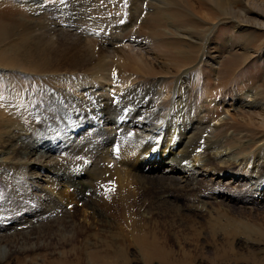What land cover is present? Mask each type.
Segmentation results:
<instances>
[{
  "label": "rangeland",
  "instance_id": "374dc122",
  "mask_svg": "<svg viewBox=\"0 0 264 264\" xmlns=\"http://www.w3.org/2000/svg\"><path fill=\"white\" fill-rule=\"evenodd\" d=\"M24 1L0 0V55H5L0 58L2 60L0 64L6 65L8 63L7 65L14 66L13 70H9V78L5 77V81L2 77L0 79V117L2 115V117L6 118L13 113L17 117L19 109L11 103L12 94H14L16 97L20 96L21 102L24 101L23 99L30 100V106L35 110L34 115H20L17 120L18 123L28 127V134L34 135L32 140H59L64 130L72 132L71 118L66 117L63 119V116L66 115L64 113L63 115L61 114L60 102L54 97L55 94H52L53 89L50 87V76L56 71H53L54 68L49 69L44 62L42 64L38 63V58L42 59L44 56H40L39 54H42V51H38L42 46V42L39 41L43 39L41 40L36 36L43 31L47 35L48 30L54 29L55 38H65L69 41L91 38L99 47L115 46L116 48L112 49L109 47L111 52L109 53L106 67L109 71L115 66V58L123 56L127 59L128 62L123 63L124 74L120 76V79L113 81L98 78L88 84V89L91 92L100 94L108 92V95L110 93L113 95V92L120 93L122 88L128 83L136 84L141 80L151 79L149 77L151 74L169 73V76H171L167 79L168 82H163L165 86H163V83L159 85L162 87V93L156 98L161 99H154L156 100L154 103H158L160 100V107L162 104L167 105L174 99L176 93L174 86L178 79L177 76L190 67H195L190 68V72L194 70L195 73L197 72V78L199 75L198 79H202L196 85L184 84L188 90L193 85V91L191 90L193 97L191 96V100H189L191 113L201 119L200 122L196 123L194 119L192 123L196 127V131H206L209 138L216 139L217 145L216 148L203 149L204 152L201 148L191 152L189 155L192 158L188 155L187 160H184L186 164L191 163V167L193 166L192 170H187L185 173H176L180 182H182L178 189L174 190L177 193L173 191L174 193L165 192L161 194V192H164V188H161L160 190L162 191L159 190L161 195L157 196L156 206H161V204L162 207L167 206L161 200L163 196L169 194V203L180 204L182 211L190 212L192 219L196 218L195 220H198L200 227L204 224L202 217L209 218L207 217L208 212L211 211V215H215L217 213L214 212L219 210L226 211L231 207L234 213V215L231 213L233 216L237 214L236 216H240V218L244 217L247 220L251 218L254 222L256 220L257 223L260 220L259 224H264V192L263 195L259 196L260 192H257V186L252 183L255 179L249 178L250 175L254 177L258 169H264V157L257 158L250 155L257 147L264 145V0H224V3H219L220 5L216 2L218 0H43V3L39 5L37 3L39 0H34L36 2L35 5L34 2L27 0L29 4H32L33 9H30L29 5L27 6ZM230 1L233 2L231 3ZM230 6L234 8V11L230 9ZM26 33H29V36H26L23 40L24 36L28 35ZM23 34L25 35L23 36ZM6 43H10L12 46L18 43V49H23V46H29L28 49L33 51L32 55L30 54L28 57L22 56L21 53L16 55L15 53H10L9 46L4 47ZM188 45L189 48L187 47ZM202 45H205L206 49L202 50ZM2 48L3 50L1 51ZM185 50L189 53H183ZM205 50H207L204 54L206 61L201 62L200 56ZM3 51L4 53H1ZM12 54H14V57L11 56ZM209 57L216 58L218 64L213 65ZM138 67L142 70L138 69ZM15 69L18 70L15 72ZM22 71L24 72L22 73ZM11 72H15L18 76H14L15 73L12 74ZM144 73H148V75ZM11 77L13 79L14 77L19 78V80L14 79V89L8 87L7 84V82L13 80ZM78 78L80 77L76 74H67L64 80L66 87L68 88ZM168 86L169 88H167ZM70 90L72 89L70 88ZM84 95L85 91L76 90L74 92V96L77 98H83ZM117 115V112L113 109L99 118L98 122L106 125L108 118L117 117ZM126 117V121L129 120L133 123L141 115L135 112L134 114L130 113ZM226 136H230L229 138L232 139L235 137L236 142L234 139L228 141ZM218 144L222 145L219 146ZM185 145L173 150V153L166 154L163 159L159 157L158 160L149 162L151 166L154 165L156 168L161 161H165L166 164L156 174L163 175L167 172L171 175L172 173L169 171L171 169L170 164L174 160L183 159L180 157L185 155L183 151ZM216 155L218 156L217 159ZM196 156H198L196 160H199L202 163L201 165L199 163V165H196L194 161ZM14 157L10 161L23 160L21 155ZM127 158L109 156L105 162L112 168H118L123 171L128 169L129 163L132 162V159L128 158L127 161ZM211 158L214 160L213 162ZM226 161L233 162L232 164L233 166L235 164V166H232L233 168L227 167L228 169L225 166L214 170V166L208 165L210 162L229 165ZM203 163H207V166L205 167ZM147 164L148 162L144 160L138 167L139 171L148 174L149 165ZM130 170L136 172L137 166H132ZM150 172H153V170ZM30 173L38 176L39 174L36 173H40V171L33 167ZM46 174L45 172L44 176H41L42 178L38 180L40 184L37 186L41 190L45 189L51 192L56 196V199L62 201V195L59 193L61 188L55 190L51 178L45 176ZM203 182L209 184L211 188L223 190L222 194L219 195L220 197L218 194L212 193L206 195L209 189L196 188L198 185H205ZM144 183H146L145 180ZM167 183L169 185L171 181ZM151 184L156 186V183L152 182ZM17 185L15 177H7L0 170V202L3 200H6V202L17 201L19 198ZM248 188L252 191L256 201L251 204L247 203V208H243L241 202L237 205L234 201H231V198H228L230 196H240ZM182 189H184L183 192ZM180 192L181 194L178 195ZM183 193L185 196H183ZM203 194L206 196H203ZM249 194L251 195V193ZM249 194L247 195L249 196ZM194 201L197 205L194 204ZM204 201L209 203L205 205ZM198 202H201L200 205ZM221 202L223 204H220ZM203 203L204 207L202 206ZM191 204L198 206L197 208L200 212L201 209H208V212L200 213L196 210L195 214L197 215H193L194 212L188 209L189 205L192 206ZM213 208L214 211H212ZM80 209L81 213L79 216H81V221H84L85 217L89 219L88 211L83 207H80ZM155 209L156 207L153 211H156L159 233L162 232L159 238L161 241L168 243L166 236L180 229L182 235H179V243L187 247L189 244L191 245L188 247L190 249L189 257L194 259V264H215L212 261L219 258L218 256L222 254H216L218 250H214L211 247V242L213 241V244L222 242L223 236H225L224 233L218 237V240L216 238L217 235L212 239L205 233L202 234L198 241V236L184 233L185 230H188L186 229L187 223L177 216V210H173L169 216L164 218L159 215L161 212ZM83 210L84 212H82ZM105 210L106 208H104ZM107 213L109 212L107 211ZM142 213L147 215L149 209L146 208ZM198 213L202 216L200 217ZM113 219H115V221L112 220L115 226L121 224L116 218ZM200 220L203 223L201 225ZM257 237L254 236L256 243H253V240L247 238V236H240L234 239L232 249L235 254L243 257L242 259L234 260V257L231 256V260L224 263L234 264L235 261L238 263L243 261L244 263L242 264H251L256 254L260 253L259 255L264 256V241L261 242L258 239L259 237ZM169 238L173 239V236L169 235ZM43 239H45V244H48L47 248L39 247L34 249V251L9 254L7 261L1 264H78L77 260L73 262L76 258L74 254L67 251L70 246L63 247L58 234L46 235ZM173 242L175 240H171L169 243ZM196 244L198 245L197 247L194 246ZM63 248L65 249L63 250ZM226 250L230 249L226 247ZM254 253L256 254L254 255ZM108 256L110 258L115 257L119 264H165L163 262L159 263L160 259L158 258L159 261L157 260L156 252L145 253V251L140 252L136 249L128 252H109ZM147 257H149V260ZM151 257L152 259H150ZM92 258L96 260L94 255Z\"/></svg>",
  "mask_w": 264,
  "mask_h": 264
},
{
  "label": "bare ground",
  "instance_id": "6f19581e",
  "mask_svg": "<svg viewBox=\"0 0 264 264\" xmlns=\"http://www.w3.org/2000/svg\"><path fill=\"white\" fill-rule=\"evenodd\" d=\"M29 1L34 2V5L36 4L34 0ZM223 1L218 0L216 2L219 4ZM24 2L27 6L29 5L28 7L30 9L32 8V4H29L27 0ZM37 3L39 5L43 3V0H39ZM230 9L234 11V8L231 6ZM47 33L46 35V32L43 31L36 36L41 40L43 39L39 41L42 42V46L38 50L42 51V54H38L44 56L43 58L41 57L42 59L38 58L40 61L38 63L42 64L44 62L49 69L54 68L53 71H56V73L53 72L50 76V87L53 89L52 94H55L54 97L60 102L61 114L63 115L64 113L66 115L63 116V119L66 117L71 118L72 132L64 130L59 140H32L34 139V135H29L28 127L18 123L17 120L20 115H34L35 110L30 106V100L23 99L24 101L21 102L20 96L16 97L12 94L11 103L19 111L17 112V117L13 115L14 113L11 116L8 115L6 118L2 117V115L0 117V170L7 177L13 176L17 179V190L19 191L17 195L19 198L15 202H6V200L0 202V264L7 261L6 259H8L7 256L9 254L34 251V249L39 247L47 248L48 244H45V239L43 238L46 235L52 236L54 234H58L60 241L63 243V247L70 246L67 251L74 254L76 258L73 262L77 260L78 264H119L118 260L115 257L110 258L108 253L116 251L128 252L133 249L139 250L140 252L145 251V253L156 252L157 260L159 261L160 259L159 263L194 264V259L189 257L190 249L188 247L191 245L189 244L187 247L179 243V235H182L180 229L172 230L173 233L166 236L168 243L159 239L162 232L159 233L160 229L157 226L156 221L158 219L156 218V211H153L155 207L158 212H161L159 215L164 218L169 216L173 210H177V216L187 223L186 229L188 230H185L184 233L198 236V241L202 234L205 233L212 239L217 235V240L224 233L225 236H223L224 239L222 242H217L216 244H213V241L211 242V247L214 250H218L216 254H222L218 256L219 258L212 261L215 264H225V261L231 260V256L234 257V260L242 259L243 256L235 254L232 249L233 240L240 236H247V238L253 240V243H256L254 236H258L259 238H257L261 242L264 241V224H259L260 220L257 223L256 220L254 222L251 218L249 220L244 217V219L240 218V216H236L237 214L233 216L232 207L226 211L219 210L218 212H214L217 214L211 215V211L208 212V209H201L200 212L197 208L198 206H194V201V204L188 207L189 210L194 212L193 215H197L195 214L196 210L200 213L204 211L209 213H206L209 218L202 217L204 224L200 220V225L203 224L200 227L198 220H195L196 218L192 219V214H189L190 212L186 213L182 211L183 209L179 206L180 204L169 203V194L177 190L180 183H182L176 173H185L187 170H192L193 166L191 167V163L186 164L185 160H187V156L199 148L204 152L203 149L216 148L217 145L216 139L209 138L206 131H196V127L192 123L194 119L195 123L200 122L201 119L193 116L191 113L189 100H191L193 85L188 90L184 84L196 85L202 79H198L199 75L197 78V72L195 73L194 70L190 72L195 67H190L191 69L189 68L177 76V81H174L176 92L174 99H169L171 101L167 105L161 103L162 105L160 107V100L158 103H154L156 101L154 99L162 93V87L159 85L170 78L171 75L169 76V73L151 74L149 76L151 79L141 80L138 83L135 82L136 84H125L126 86L122 88L120 93L113 92V95L111 93V95H108V92L106 94L91 92L88 89V84L98 78L113 81L120 79V76L124 74L123 63L128 62L127 59L123 56H119L122 61L119 58H115V66L109 71V69H106L109 53L111 52L109 47L112 49L115 46L110 45L107 48L99 47L91 38H87L86 40L80 39L79 41H69L59 37L55 38L54 29L48 30ZM26 34L28 35L23 34V36L25 35L23 40L26 36H29V33ZM7 45L9 46V52L15 53V55L21 53L22 56L29 57L33 52L31 49H28L29 46H23V49H18V43H15L13 46L10 43H6L4 47ZM205 45L201 46L203 48L202 50L206 49ZM187 47L189 48V45ZM206 51H203L204 53L200 56L201 62L206 61V57L204 56ZM1 53H4V51ZM183 53L189 52L185 50ZM3 55H0V58ZM209 59L213 65L218 64L216 58L209 57ZM209 59L207 58L208 62ZM7 64H0V79L2 77L4 81L6 80L5 77L9 75V70H13L14 67ZM138 69L141 68L138 67ZM16 70L18 69H15V72ZM214 70L216 71V69ZM67 74H76L80 77L72 85H67L68 88L64 83ZM15 75L18 76L16 73ZM145 75H148V73ZM14 79L19 80L18 77H14ZM14 79L10 82H7L8 80L6 81L8 87H11V89L15 88ZM76 90L85 91L84 97L77 98L74 96ZM113 109L117 112V117L108 118L106 125L98 122L99 118ZM135 112L139 113L141 117L133 123L129 120L126 121V116L130 113L134 114ZM1 113L5 115L4 112L1 111ZM229 137L226 136L228 141L235 140V137L233 139ZM184 144H186L185 148H183L185 155L180 157L183 159L174 160L170 164L171 169L169 171L172 174L170 175L167 172L163 175L156 174L166 164L165 161H161L156 168L154 165L151 166L149 162L158 160L159 157L163 159L166 157V154L173 153V150L180 148ZM218 145L221 146L222 144ZM19 155L23 156L22 161H10L11 158H15L14 156L18 157ZM250 155L257 158L264 157V145L257 147ZM109 156L128 157L132 159L129 165L131 167L137 166L138 172H132L130 166L123 171L118 168H112L105 162ZM197 157H195L194 161L196 165L198 163L201 165L202 163L196 160ZM128 158L126 159L127 161ZM217 158L218 156L216 155ZM144 160L149 165L148 174L138 169ZM212 162L208 165L211 164L214 166V170L225 166V168H233L235 166V164L233 166V162H228L229 165ZM206 164L204 165L205 167L207 166ZM33 167L40 171V173H36L39 174L38 176L30 173ZM152 170L153 172H150ZM45 172L47 173L45 176L51 178L53 188L55 190L61 188V192L59 193L62 195L61 200L63 202L56 199V196L51 192L45 189L41 190L37 186L40 184L38 180L42 178L41 176H44ZM256 172L257 174L254 177L250 175L249 178L255 179L252 183L257 186V192H260L259 196H261L264 192V169H258ZM144 180L146 183H144ZM168 181H171L169 185L167 183ZM152 182L156 183V186L154 184L152 185ZM148 183L151 185H146ZM203 183L205 184V182ZM190 186L192 185L190 184ZM161 188H164V192H161V194L165 192L169 193L162 197L161 202L167 205L164 207H162V204L161 206L159 204H157L159 206H156L157 196L162 191L160 190ZM196 188H202V190L209 189L208 193L204 192L207 193L206 195L212 193L218 194L219 196L223 191L211 188L207 183L202 186L198 185ZM246 193H251V195L249 194L248 196ZM206 195L203 194V196ZM183 196H185L184 193ZM228 198H231V201H234L237 205L241 202L243 208H247V203L251 204L256 201L249 188L243 191V194L240 196H230ZM256 199L258 198L256 197ZM204 202L205 205L209 203ZM198 203L200 205L201 202ZM220 204H223V202ZM80 207L88 211L89 219L85 217V220L81 221V216H79L81 213ZM104 208L106 210L108 209L107 211L109 213L106 214L107 211H104ZM146 208L149 209V213L144 215L142 211ZM212 211H214V208ZM200 217L199 219H201ZM113 218H116L121 224L115 226L113 224L115 219ZM169 235L173 236V239H170ZM189 238L191 237L189 236ZM171 240H175V242L169 243ZM40 243H43V245ZM194 246L197 247L198 245L196 244ZM226 247L230 250H226ZM259 254L255 255L251 264H264V256ZM93 255L96 260L92 258ZM147 258L149 260V257ZM236 263L242 264L244 262L241 261L238 263L235 261L234 264Z\"/></svg>",
  "mask_w": 264,
  "mask_h": 264
}]
</instances>
